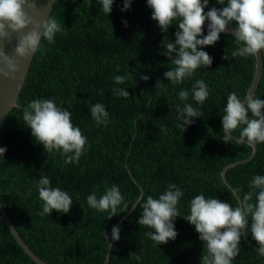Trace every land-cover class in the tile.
<instances>
[{
  "label": "trees",
  "instance_id": "1",
  "mask_svg": "<svg viewBox=\"0 0 264 264\" xmlns=\"http://www.w3.org/2000/svg\"><path fill=\"white\" fill-rule=\"evenodd\" d=\"M123 5L124 0H114L107 15L100 0H55L50 15L63 31L52 44L42 41L16 105L0 126V147L7 149L5 157H0V201L26 244L49 264H104L109 243L104 234L111 237L112 227L131 209L140 187L146 199L148 195L158 198L170 184L180 186L184 195L177 207L186 216L191 200L201 194L235 208L232 189L239 188L242 197L250 190L252 177L264 175V143L256 145L251 157L247 144L222 140L228 95L236 92L243 100L254 76L255 57L233 58L234 38L221 33L215 45L203 47L213 58L212 65L201 66L182 84L173 85L164 77L173 65L161 54V45L165 36L175 40L176 21L164 33L152 19L147 0H133L125 11ZM224 6L209 0L205 13ZM230 26L236 27L235 22ZM226 54L228 59H224ZM262 56V76L254 93L260 99H264V50ZM117 75L130 78L117 85ZM144 75L150 79L143 80ZM158 79L163 87H156ZM196 80H203L209 90L202 105L191 99ZM114 87L125 88L130 96L114 95ZM182 89L190 91L188 101L179 99ZM38 98L53 99L68 110L73 125L87 138V150L78 163L65 164L60 151L48 154L24 125V108ZM95 103L104 104L108 111L106 125H97L92 119L89 106ZM186 103H192L203 116L180 128L177 108ZM236 161L240 162L225 170L231 189L221 171ZM42 176L50 179L52 187L69 193L73 200L70 212L53 210L51 215H40L43 202L36 185ZM112 185L119 187L129 210L123 212L122 204L117 215L107 219L108 212L92 209L86 200L93 192L100 198L106 186ZM141 213L137 205L126 214L108 264H200L203 242L194 225L177 217L176 239L157 245L145 235L155 230L137 223ZM257 247L249 230L247 238H241L233 264H264ZM133 252L139 259L130 257ZM0 264H37L16 242L1 214Z\"/></svg>",
  "mask_w": 264,
  "mask_h": 264
},
{
  "label": "clouds",
  "instance_id": "2",
  "mask_svg": "<svg viewBox=\"0 0 264 264\" xmlns=\"http://www.w3.org/2000/svg\"><path fill=\"white\" fill-rule=\"evenodd\" d=\"M133 0H124L122 11L131 7ZM103 13L109 15L113 10L114 0H100ZM222 8L212 7L205 13L209 0H147L153 10L152 19L158 22L162 32L167 33L176 21L178 30L175 40L165 36L162 41L163 52L173 65L164 73V77L173 85L182 84L193 76L198 68L210 67L213 58L204 46L215 45L221 33H229V25L235 22L236 27L230 35L237 45L232 57H256L264 50V0H216ZM35 7V0H0V42L8 41L13 34H19L14 47V56L0 49V58L6 64L5 75H13L19 70L16 58L31 60L41 49L42 41L49 44L55 42L58 33L63 31L62 25L52 15L40 22L29 13ZM208 21L207 34L204 25ZM127 24V21H124ZM27 29V31H25ZM226 54L224 59H228ZM130 77L117 75L114 83L123 85ZM147 81L149 76L141 77ZM156 87H163V81L157 80ZM100 94H103L101 89ZM113 94L128 98L129 91L122 87H114ZM181 101H188L190 91L182 89L178 93ZM209 96V90L203 80H196L191 89V99L203 104ZM92 119L97 125L107 124L109 113L104 104L95 103L89 106ZM177 127L185 128L194 123V117H202L203 113L192 103L178 107ZM222 116V140L235 145L247 144L253 150L256 145L264 143V99L247 93L243 100L236 92L228 95L227 104ZM71 113L59 107L53 99H34L23 110L24 125L31 129L35 141L43 145L50 154L60 151L65 157V164L78 163L85 153L87 138L79 127L73 125ZM239 129L238 135H233ZM6 147H0V157H5ZM39 199L43 202L40 215H51L53 210L68 213L73 205L72 197L59 187H52L47 176H42L37 185ZM249 191L242 197L240 189L232 190L231 195L237 201L235 208L229 202L217 198H205L203 194L195 196L190 202V214L181 215L177 205L184 195L180 186L170 184L166 191L154 198L141 195L131 206L137 205L142 213L137 220L140 226L155 231L145 235L157 245L175 240L178 233L174 220L183 216L194 225L203 242L200 264H233L240 252L242 236L246 239L249 230L252 239L258 245V256L264 257V175H255L249 183ZM255 201L253 202V197ZM87 205L92 209L108 212L107 219L117 215L123 204V212L129 210L118 186H106L105 192L97 198L95 192L87 196ZM82 206V205H81ZM83 207V206H82ZM251 217V223L249 222ZM120 228L114 225L111 237L105 232L104 238L110 242L120 240ZM139 259L135 252L130 254Z\"/></svg>",
  "mask_w": 264,
  "mask_h": 264
},
{
  "label": "water",
  "instance_id": "3",
  "mask_svg": "<svg viewBox=\"0 0 264 264\" xmlns=\"http://www.w3.org/2000/svg\"><path fill=\"white\" fill-rule=\"evenodd\" d=\"M30 2H31V0H30ZM54 2H55V0H35V7L29 8L28 9L29 13H30V15H32L34 17V19H36L40 22H43V20L47 19V17L50 15L51 10L54 6ZM208 23H209L208 21L205 22V25H204L205 29H207ZM234 28H235L234 26L229 25V33ZM25 31H27V29H25ZM18 35L19 34H13L10 40L0 42V49L7 52V54L9 56H14V47H15V43L18 39ZM32 59L29 61H25L23 59L16 58V61L19 65V70L13 75H5L4 72L6 71V64L3 62L2 58H0V126H1L2 122L4 121L5 117L7 116L8 112L10 111V109L16 105V100H17L18 94L20 93V90L23 86V83H24V80L26 78V75H27V72H28V69L30 67ZM262 70H263V56H262V51H261L258 54V56L255 57V72H254L253 79H252L250 85L248 86L247 93H249V92L255 93L256 88H257L259 81L261 79V76H262ZM255 152H256V147H255V150H253L251 148L250 156L252 157L255 154ZM248 158H245V159L240 160V161L247 160ZM240 161H236V162L227 164L225 167H223V169L221 171V177L227 185H228V182H227L226 177H225V170L229 166H231L237 162H240ZM127 170L129 172L130 176L133 178L128 167H127ZM133 180L135 181L134 178H133ZM136 184L138 185L137 182H136ZM140 196H141V187H140L139 197ZM130 210H132V208ZM0 214H1L5 224L7 225L9 231L11 232L12 236L14 237L16 242L19 244V246H21L23 251L28 256H30V258L33 261H35L37 264H49L45 260H43L40 256H38L26 244V242L23 240V238L20 236V234L16 230L11 218L9 217V215H8L6 209L4 208V206L2 205L1 201H0ZM126 214L116 223V226H120V224L122 223ZM112 245H113V241H112ZM111 248L112 247L110 246V242H109L104 264H108Z\"/></svg>",
  "mask_w": 264,
  "mask_h": 264
}]
</instances>
